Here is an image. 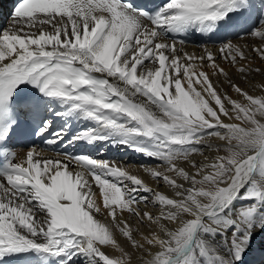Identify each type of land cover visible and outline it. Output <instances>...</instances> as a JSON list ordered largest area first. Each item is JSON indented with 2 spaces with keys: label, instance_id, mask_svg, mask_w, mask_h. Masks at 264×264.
Instances as JSON below:
<instances>
[{
  "label": "snow or ice",
  "instance_id": "obj_1",
  "mask_svg": "<svg viewBox=\"0 0 264 264\" xmlns=\"http://www.w3.org/2000/svg\"><path fill=\"white\" fill-rule=\"evenodd\" d=\"M257 236L264 0H17L0 26V264H246Z\"/></svg>",
  "mask_w": 264,
  "mask_h": 264
},
{
  "label": "bare ground",
  "instance_id": "obj_2",
  "mask_svg": "<svg viewBox=\"0 0 264 264\" xmlns=\"http://www.w3.org/2000/svg\"><path fill=\"white\" fill-rule=\"evenodd\" d=\"M7 5L8 4L6 3L5 8ZM3 16H4L3 26H7L10 16V11L4 12ZM193 34L195 36L194 42L192 44H189L187 50L189 52L195 51L199 53L200 49L194 47V44L203 43L207 41L197 39V37L200 36L199 33L193 32ZM236 34H237L236 32H232L229 38H234ZM241 42L243 43L244 41ZM248 42H251L250 38L248 39ZM71 123L73 124L74 127L77 128V130L85 126L88 127L92 126L87 121L72 120ZM103 147H104L103 156H102L103 159L123 161L132 164L133 166L137 165L138 162L144 159L139 154L132 152L124 147H111L110 145H103ZM75 150L76 152H81V151L88 152L94 156L98 155V151H99L94 145H85L83 143L75 147ZM246 264H264V238L257 236L256 242L253 245L252 250L248 253V256L246 257Z\"/></svg>",
  "mask_w": 264,
  "mask_h": 264
}]
</instances>
